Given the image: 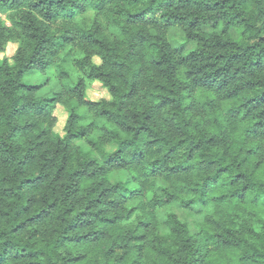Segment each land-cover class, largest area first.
Segmentation results:
<instances>
[{
  "label": "trees",
  "instance_id": "1",
  "mask_svg": "<svg viewBox=\"0 0 264 264\" xmlns=\"http://www.w3.org/2000/svg\"><path fill=\"white\" fill-rule=\"evenodd\" d=\"M2 12L0 264H264V0ZM173 27L196 47L173 48ZM50 68L39 98L25 76ZM122 170L137 189L108 180ZM174 202L208 207L198 232L160 218Z\"/></svg>",
  "mask_w": 264,
  "mask_h": 264
},
{
  "label": "rangeland",
  "instance_id": "2",
  "mask_svg": "<svg viewBox=\"0 0 264 264\" xmlns=\"http://www.w3.org/2000/svg\"><path fill=\"white\" fill-rule=\"evenodd\" d=\"M2 22H4L7 26H11L9 15L5 12L0 13V23ZM205 30L213 31L214 29L205 27ZM217 30H221V27L217 28ZM231 34L235 38L240 37L239 32L235 28L231 29ZM167 37L173 48L180 49L184 52L193 50L196 47V42L187 40L183 31L177 27L170 28ZM46 79H48V81H46ZM24 80L28 84H37L41 86V89L38 93L39 98L50 96L52 94L53 87L58 84L54 68L48 69L45 74L35 71L30 72L25 76ZM90 119H92V117H90L89 120ZM77 143L83 148V150L88 151L89 147L86 142L79 141ZM108 180L111 183L122 181L131 189H137L139 187V185L134 182L132 176L126 170L111 172L108 175ZM153 194L154 192H149L147 194L148 199H151ZM168 211L176 212L183 221L188 223L192 232H198V224L203 222L206 214L208 213V207L196 205L189 209L184 208L179 202H174L161 211L160 218L162 220L165 219V215Z\"/></svg>",
  "mask_w": 264,
  "mask_h": 264
}]
</instances>
